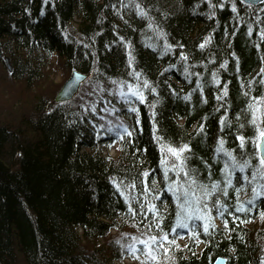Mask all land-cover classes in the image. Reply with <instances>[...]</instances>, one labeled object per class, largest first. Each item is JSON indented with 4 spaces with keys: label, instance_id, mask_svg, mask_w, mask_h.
<instances>
[{
    "label": "trees",
    "instance_id": "16d2710c",
    "mask_svg": "<svg viewBox=\"0 0 264 264\" xmlns=\"http://www.w3.org/2000/svg\"><path fill=\"white\" fill-rule=\"evenodd\" d=\"M6 55L91 77L0 120V264H264V3L0 0Z\"/></svg>",
    "mask_w": 264,
    "mask_h": 264
},
{
    "label": "rangeland",
    "instance_id": "374dc122",
    "mask_svg": "<svg viewBox=\"0 0 264 264\" xmlns=\"http://www.w3.org/2000/svg\"><path fill=\"white\" fill-rule=\"evenodd\" d=\"M76 20L75 24H78L79 21L78 19ZM6 59H8L9 64H7ZM7 65L13 70V64L8 55H6L3 60L0 59V120L11 119V108L15 111L16 115L18 114L16 111L21 110L23 105H21V100L23 96L25 97L27 95L26 92H28L27 101L29 104V112H34V102L41 95L49 97L54 96L55 92L58 93L63 84L71 76L68 70L64 68L61 59L55 55L50 58V62L46 68L48 72L47 76L41 81H38L36 86L29 87L24 91L21 80L14 81L9 77L10 72ZM32 112H30V114ZM98 150H100L103 155L116 156V144H100ZM112 234L111 237L117 236V233L114 231ZM99 242L103 243L105 240L102 239ZM181 242L184 244L185 240H181ZM125 262L126 264H138L137 262H132L130 259H125Z\"/></svg>",
    "mask_w": 264,
    "mask_h": 264
},
{
    "label": "water",
    "instance_id": "95a60500",
    "mask_svg": "<svg viewBox=\"0 0 264 264\" xmlns=\"http://www.w3.org/2000/svg\"><path fill=\"white\" fill-rule=\"evenodd\" d=\"M244 3L251 5V6H257L262 3H264V0H243ZM7 64H9L8 59H6ZM8 66V70L11 73L12 70ZM91 77V73H82L77 70H74L71 73L70 78L63 84L62 88L59 90L57 95L54 98V103L60 104V103H66L75 98V96L78 94L81 86L83 83H85L89 78ZM53 106V104H49L48 107ZM259 155L264 162V135H261L260 142H259ZM214 264H227V261L223 258H219L216 260Z\"/></svg>",
    "mask_w": 264,
    "mask_h": 264
},
{
    "label": "snow or ice",
    "instance_id": "6c2138e0",
    "mask_svg": "<svg viewBox=\"0 0 264 264\" xmlns=\"http://www.w3.org/2000/svg\"><path fill=\"white\" fill-rule=\"evenodd\" d=\"M262 135H264V133H262ZM172 151H174V150H172ZM182 227H187V225H181ZM205 231H207V228L205 227ZM153 239H155V238H153Z\"/></svg>",
    "mask_w": 264,
    "mask_h": 264
},
{
    "label": "bare ground",
    "instance_id": "6f19581e",
    "mask_svg": "<svg viewBox=\"0 0 264 264\" xmlns=\"http://www.w3.org/2000/svg\"><path fill=\"white\" fill-rule=\"evenodd\" d=\"M70 102V101H69ZM67 103V102H66Z\"/></svg>",
    "mask_w": 264,
    "mask_h": 264
}]
</instances>
